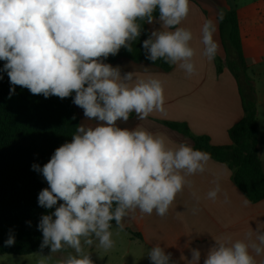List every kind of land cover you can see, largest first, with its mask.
<instances>
[{"label": "clouds", "instance_id": "9594fccd", "mask_svg": "<svg viewBox=\"0 0 264 264\" xmlns=\"http://www.w3.org/2000/svg\"><path fill=\"white\" fill-rule=\"evenodd\" d=\"M189 12L190 0H0V61L5 62L0 72L7 73L10 96L15 86L45 98L74 93L73 103L96 121L77 126L71 142L58 147L42 168L32 165L49 186L40 191L39 206L55 208L38 224L40 248L50 254L37 253V264H48L51 254L66 248L73 251L57 264H94L85 247L114 248L113 221L118 235L137 212L166 216L177 195L192 188L188 178L206 171L207 152L186 143L169 147L163 136L140 125L118 126L132 113L143 121L163 112V82L139 78L135 71L121 75L119 66L104 62L122 47L131 52L142 32L139 21L152 24L158 13L160 28L142 42L146 59H163L195 75L193 33L180 26ZM215 31L216 23L205 20L201 54L208 60L219 51ZM212 184L207 198L215 201L222 189L218 179ZM192 195L199 200L195 191ZM261 229L264 224L243 240L216 241L203 264H257L255 257L264 254ZM14 244L10 232L5 246ZM190 251L187 264H200L201 251ZM147 255L152 264H175L159 244Z\"/></svg>", "mask_w": 264, "mask_h": 264}, {"label": "crops", "instance_id": "0c3cea01", "mask_svg": "<svg viewBox=\"0 0 264 264\" xmlns=\"http://www.w3.org/2000/svg\"><path fill=\"white\" fill-rule=\"evenodd\" d=\"M236 4L248 71H252L255 77L259 157L264 166V86H260L261 82L264 83L261 79L264 75V0H236ZM229 8L226 0H190L189 15L180 26L192 31L191 46L197 50L194 57L197 72L191 77L176 65L165 72L151 64L135 63L127 58L108 63L113 67L119 66L121 75L135 71L139 78L160 79L164 87L163 112H153L143 121L132 113L127 122H118L119 127L133 129L140 125L155 135L163 136L172 148L181 143L192 146V141L166 123L185 124L194 135L208 136L215 146L232 144L228 130L244 116L238 83L226 66L223 65L219 73L216 59L208 60L201 54V28L205 20L211 19L216 23L214 39L219 44L216 58L224 61L225 50L218 18ZM148 28L150 33L159 29L158 18L148 24ZM256 78L261 80L257 82ZM74 107L79 115V125L96 123L84 116L82 108L75 104ZM188 179L192 188L185 187L177 195L166 216H157L155 212L152 215L137 212L124 221V231L118 235L113 225L115 246L112 249L122 250L115 264H152L147 252L157 244L166 253L172 254L175 264H187L186 261L191 259L190 248H197L201 251L200 264H203L204 257L216 241L243 240L249 231L264 224V200L250 202L235 185L233 171L226 164L210 158L204 173H197ZM214 179L219 180L222 189L215 201L207 198L208 191L214 187ZM193 191L199 200L193 197ZM111 251L108 252L111 254ZM255 258L257 264H264V254Z\"/></svg>", "mask_w": 264, "mask_h": 264}, {"label": "trees", "instance_id": "16d2710c", "mask_svg": "<svg viewBox=\"0 0 264 264\" xmlns=\"http://www.w3.org/2000/svg\"><path fill=\"white\" fill-rule=\"evenodd\" d=\"M226 1L230 8L222 13V19L221 14L218 18L225 59H215L219 73L224 65L235 77L243 104V118L228 130L232 144L215 146L208 136L194 135L185 124H166L189 137L195 149L226 164L233 171L235 185L250 202L257 203L264 200V166L259 157L256 91L242 47L236 0ZM154 15L158 18V13ZM139 23L142 32L133 42L132 51L122 47L117 55H110L104 62L114 63L127 58L135 63L151 64L165 72L171 71L173 65L163 59L155 63L146 59L142 42L150 31L148 23ZM4 63L0 61V69ZM0 75L3 76L0 79V255L25 256L48 249L40 248L43 236L38 224L42 215L55 210L39 206L38 195L49 186L42 173L33 170L32 165L42 168L58 147L71 142L80 119L73 103L74 93L64 99L45 98L15 86V93L10 96L12 86L7 73L0 72ZM112 223L115 225L114 221ZM10 232L15 237V244L5 246Z\"/></svg>", "mask_w": 264, "mask_h": 264}, {"label": "rangeland", "instance_id": "374dc122", "mask_svg": "<svg viewBox=\"0 0 264 264\" xmlns=\"http://www.w3.org/2000/svg\"><path fill=\"white\" fill-rule=\"evenodd\" d=\"M241 1L245 2L248 0H241ZM249 75L252 77V79L254 81L255 80L254 73L252 71L251 72L249 71ZM262 77L263 78H261V79H264V75ZM261 79L256 78V81L258 82ZM260 86L263 87L264 83L261 82ZM255 91H256V89H255ZM256 102H257V99H256ZM58 203H60V202H58ZM118 240L123 242V240L121 238H118ZM97 244H98V242H97ZM111 250L112 251L110 254L108 251H104L103 249H100L97 246H95L94 248L87 247V246L85 247V251L90 253L91 259L94 261V264H115V262L119 260L120 253L122 254V250L120 248H118L116 250H114V249H111ZM72 251H73L72 249L66 248L65 250L51 254V258L49 259L48 264H57L58 260L65 258L68 255V253L72 252ZM37 253H41L42 255L47 256L50 254V249L48 248L46 251L36 252V253L30 254V255H25V256L0 255V264H37V261L39 259V256L37 255Z\"/></svg>", "mask_w": 264, "mask_h": 264}]
</instances>
